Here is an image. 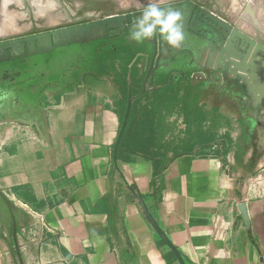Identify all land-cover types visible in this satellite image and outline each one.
<instances>
[{
	"label": "crops",
	"instance_id": "1",
	"mask_svg": "<svg viewBox=\"0 0 264 264\" xmlns=\"http://www.w3.org/2000/svg\"><path fill=\"white\" fill-rule=\"evenodd\" d=\"M259 51L255 42L202 50L219 89L205 97L204 145L216 132L224 140L209 154H198L193 137L166 155L138 150L131 133L119 146L143 62L107 63L84 84L67 78L26 107L28 127L0 120V195L10 213L0 264H264V123L236 119L245 102L264 105ZM158 52L170 61L195 54L184 45Z\"/></svg>",
	"mask_w": 264,
	"mask_h": 264
},
{
	"label": "rangeland",
	"instance_id": "2",
	"mask_svg": "<svg viewBox=\"0 0 264 264\" xmlns=\"http://www.w3.org/2000/svg\"><path fill=\"white\" fill-rule=\"evenodd\" d=\"M143 1L145 0H141L142 3H145ZM242 1L244 4L245 0ZM234 2L237 3L236 7L234 6ZM221 4L228 7L227 12H231V8H233L232 12L236 22L239 17L238 11L242 7L241 3L238 0H228V3L227 0H224L221 1ZM161 6L166 8L172 7L183 13L186 35L183 45L186 49L195 51L193 57L182 53L179 54L178 59L172 61L169 58H162L160 57L158 48L170 46L161 41L159 34L151 40L138 44L130 36L135 24L128 28L119 27L115 22L104 24V17H101L99 18L100 24L97 26L55 36L56 43L74 40L90 42L93 38L105 40V42H102L95 48V54L91 57L83 54H72L61 59L56 71L61 72L62 68L65 69L61 74V77H64L65 83L60 85L59 88L65 89L67 86L65 84L68 82L67 78L71 79V83L72 81H79V84H84L86 78L88 79L90 76L95 79L102 73L107 72V63H113L117 60H129L134 63L143 62V66L145 65L142 74L144 81L141 89L140 91L135 90L136 93L125 100L126 106L127 104L130 105L131 116L130 119L129 116L127 118L124 127V130L126 128L124 138L121 144L119 142V146L123 145L124 139L131 133V138L136 140V148L138 150L147 152L162 151L166 155L178 150H186L184 147L176 146L177 142L185 143L186 140L193 137L196 143L200 144L197 150L198 154H209L212 149V146L209 145L224 144V140L220 139L219 133L216 132L214 136L212 135L214 141L212 140L208 145H204L207 140V126L204 122L208 118V116L204 115V109L207 106L205 97L209 86L212 91L215 89L218 91L219 89L217 83L212 79L218 75H213L212 69L208 73V66L206 67V63L203 62L202 50L205 45L214 47L218 45H239L245 51L250 49V44L254 43V40L242 31H235L233 29L235 22L225 19L219 13L196 1L170 0L161 4ZM143 10L144 8H141L135 12L138 13L137 18ZM97 20L75 24L66 28H83V25L94 23ZM220 23H222V26ZM63 28L65 29V27ZM59 30H62V28ZM15 40H17L16 44H12L8 49H2L0 59H9L11 53L22 55L49 45L47 44L49 43L48 40L45 39L44 41L46 42L38 44L39 46L36 43L34 44L33 41H29L28 49L25 48L24 50L22 48L24 47L22 38ZM258 53L262 56L264 55L262 51ZM151 63L153 64L152 68L149 72H146L145 69ZM96 73L95 77L94 74ZM4 78H9V75H4L0 80ZM45 80L46 76L42 77L38 84L32 83L30 88L35 89L37 85H41ZM148 80H151L150 84H146ZM247 80L245 78L243 82L245 83ZM46 85H53V83L49 82ZM18 90L10 87H4L0 90V93L2 92L0 99H4L3 101L0 100V111L2 110L8 115V117L0 115V120H4V123H7L8 121L6 120L11 118L9 121H13L22 127H28V121L34 116V113L28 112L26 107L22 105L21 107L14 105L13 100L18 97ZM4 93H8L6 98L4 97ZM240 112L241 116H238L236 119L237 122L240 121L243 125L257 122L264 123V105L252 107L250 103L245 102ZM211 118L218 121L217 116H212ZM139 144L144 146L139 147ZM229 149L230 147L223 148L226 152ZM217 150L219 151V146ZM6 203L9 202L4 200L0 195V224L10 219V213L5 212L6 208H4V204ZM19 217L23 219L22 214ZM7 231L10 232L8 229ZM2 232H4V229L0 228V239L4 240L5 236ZM6 246L10 245L6 244ZM13 263L24 264V261L18 259L17 261L14 260Z\"/></svg>",
	"mask_w": 264,
	"mask_h": 264
},
{
	"label": "flooded vegetation",
	"instance_id": "3",
	"mask_svg": "<svg viewBox=\"0 0 264 264\" xmlns=\"http://www.w3.org/2000/svg\"><path fill=\"white\" fill-rule=\"evenodd\" d=\"M45 1L47 9H45L44 16H40L36 11L37 6L32 0H0V43L47 33L55 29L75 24L87 23L111 14H133L139 9L144 8L150 2V0H145L143 1L145 3H142L141 0H138L140 2L137 7L134 6L136 0H126L129 2L128 6L120 5L118 0H39V3L45 4ZM236 4L237 3L234 2L235 7ZM2 10H4L9 17L5 22L3 21L6 15L2 18ZM232 10L233 8H231V12ZM47 14L49 16L48 18L45 17ZM3 24L7 26L4 27ZM16 74L17 72L4 70L0 72V78H3L4 75L13 77ZM5 80H9V78L0 80V85L5 83ZM4 87H0V90ZM12 88L19 89L18 91L21 90L20 87L16 86ZM16 103L17 102L14 103L15 106Z\"/></svg>",
	"mask_w": 264,
	"mask_h": 264
},
{
	"label": "water",
	"instance_id": "4",
	"mask_svg": "<svg viewBox=\"0 0 264 264\" xmlns=\"http://www.w3.org/2000/svg\"><path fill=\"white\" fill-rule=\"evenodd\" d=\"M193 1H196L204 6H207L209 7L210 9L214 10L215 12L219 13L220 15H222L225 19H228L230 21H233L235 22L234 20V16H233V12H227L228 10V7L224 6L221 4V1L220 0H193ZM240 3H241V6L242 8L240 9L239 11V17L241 19H243L244 21H246L247 23L251 24L253 26V28L255 29L256 33L255 35H252L251 33L243 30V29H240L237 25V23L235 22L234 23V26H233V29L237 32H244L246 33L247 35L251 36L252 39L254 40L255 43H258L262 46H264V40L263 39H260L258 37V31H260V33H262L264 35V0H245L244 1V4H243V1L242 0H238ZM119 4L120 5H126L128 6L129 5V2H127L126 0H118ZM140 1L136 0L135 1V5L137 7V5L139 4ZM168 2V0H160V3L163 4V3H166ZM227 3H228V0H227ZM137 14L138 13H133V14H121V15H108V16H105L104 17V24L108 23V22H115L117 24V26L119 27H130L132 25L135 24V21H136V17H137ZM6 15L5 11L2 10L1 12V16L2 18ZM100 22H99V19L94 22V23H88V24H85L83 25V28L82 27H77V28H71V29H68L65 27L62 28V30H59V29H55V30H52V31H49L47 33H42V34H38V35H35V36H31V37H23L22 40H23V46L22 48H27L28 49V42L29 41H33V43L35 44H42V42H46L44 41L45 40H48L49 44L47 47H44V48H39V49H34L33 51L31 52H27V53H24L22 55H14L11 53L9 59H0V62L1 61H7V60H11V59H14V58H25L27 56H30V55H33V54H36V53H41V52H44V51H49V50H52L54 48H58V47H64L70 43H81V41L79 40H74V41H67L65 43H56V40H55V36L56 35H62V34H67L69 32H72V31H77L79 29H87V28H90V27H93V26H97L99 25ZM220 25L222 26V23H220ZM225 27V25H223ZM43 39V40H42ZM93 39H96V38H93ZM92 39V40H93ZM37 41V42H36ZM82 42H86L85 40L82 41ZM17 43V40L15 41H11L10 43H0V52L2 51V49H8L12 46V44H16ZM35 46V45H34ZM39 46V45H38ZM152 63L150 64L149 67H147V69H145L146 72H149L150 69L152 68ZM129 107L130 105L127 104V109H126V114L124 115V118H123V122H122V125H121V130H120V135L119 137H121L123 131H124V127H125V123L127 122V118H128V112H129ZM20 121V120H18ZM21 122H24V121H21ZM159 237L160 239L166 244V246L173 252L175 253V255L177 257H179V253L177 251V249L174 247V245L172 243H170L168 241V239L165 237L164 234L162 233H159Z\"/></svg>",
	"mask_w": 264,
	"mask_h": 264
},
{
	"label": "trees",
	"instance_id": "5",
	"mask_svg": "<svg viewBox=\"0 0 264 264\" xmlns=\"http://www.w3.org/2000/svg\"><path fill=\"white\" fill-rule=\"evenodd\" d=\"M102 42H105V40L93 39L90 42L70 43L64 47L36 53L25 58H14L1 61L0 72L7 70L10 72H17V74L13 76V81L2 83L0 87L6 86L12 88L16 86L21 88L16 98L17 107H21V105L24 107L36 105V103L42 99L46 90L60 86L61 74L65 69L62 68L61 72H57L56 70L58 68L57 65L63 57L71 55L72 53L91 57L95 54V48ZM44 76H46L45 82H42L41 85H37L35 89L30 88L32 83L38 84ZM49 82H52L53 85H46V83ZM130 116L131 112L129 119ZM125 131L126 128L123 132L120 144L124 138Z\"/></svg>",
	"mask_w": 264,
	"mask_h": 264
},
{
	"label": "clouds",
	"instance_id": "6",
	"mask_svg": "<svg viewBox=\"0 0 264 264\" xmlns=\"http://www.w3.org/2000/svg\"><path fill=\"white\" fill-rule=\"evenodd\" d=\"M184 16L180 10L162 7L160 0H150L136 19L131 39L143 43L159 34L161 41L171 48H179L185 41ZM8 93H4L6 98Z\"/></svg>",
	"mask_w": 264,
	"mask_h": 264
},
{
	"label": "bare ground",
	"instance_id": "7",
	"mask_svg": "<svg viewBox=\"0 0 264 264\" xmlns=\"http://www.w3.org/2000/svg\"><path fill=\"white\" fill-rule=\"evenodd\" d=\"M32 1H34L33 3H35L36 4V11H37V13L41 16H44V14H45V9H47V4H46V1H45V4H43V3H39V0H32ZM47 2H49V1H47ZM128 2V1H127ZM50 6V5H49ZM52 6V5H51ZM50 8V7H49ZM49 14V13H48ZM48 14H47V16H45V17H49L48 16ZM8 15V14H7ZM5 16L6 18L4 19V21L3 22H5V20L7 19V18H9L8 16ZM10 16V15H9ZM14 18H15V16H14ZM50 19V18H49ZM49 19H48V22H49ZM15 20V19H14ZM8 21V20H7ZM6 21V22H7ZM54 21H55V19H54ZM52 22V21H51ZM9 23V22H8ZM7 23V24H8ZM236 23H237V25H238V27L240 28V29H243V30H245V31H247V32H249V33H251L252 35H255V33H256V31H255V29L253 28V26L251 25V24H249V23H247L246 21H244L243 19H241L240 17H238V19H237V21H236ZM11 24V23H10ZM4 25V24H3ZM2 25V26H3ZM12 25V24H11ZM11 25H10V27H11ZM5 26H7V25H4V27ZM14 27V26H13ZM258 37L260 38V39H263L264 40V35L262 34V33H260V31H258Z\"/></svg>",
	"mask_w": 264,
	"mask_h": 264
}]
</instances>
